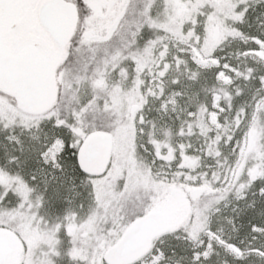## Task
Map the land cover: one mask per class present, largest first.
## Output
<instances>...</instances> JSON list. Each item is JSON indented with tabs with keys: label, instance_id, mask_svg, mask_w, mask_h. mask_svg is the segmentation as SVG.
Returning <instances> with one entry per match:
<instances>
[{
	"label": "snow or ice",
	"instance_id": "6c2138e0",
	"mask_svg": "<svg viewBox=\"0 0 264 264\" xmlns=\"http://www.w3.org/2000/svg\"><path fill=\"white\" fill-rule=\"evenodd\" d=\"M0 264H264V0H0Z\"/></svg>",
	"mask_w": 264,
	"mask_h": 264
}]
</instances>
